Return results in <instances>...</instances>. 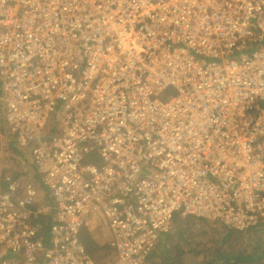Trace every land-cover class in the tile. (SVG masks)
<instances>
[{
  "label": "built area",
  "instance_id": "1",
  "mask_svg": "<svg viewBox=\"0 0 264 264\" xmlns=\"http://www.w3.org/2000/svg\"><path fill=\"white\" fill-rule=\"evenodd\" d=\"M0 83L36 171L0 176V264H97L91 212L114 264L177 213L264 222V0H0Z\"/></svg>",
  "mask_w": 264,
  "mask_h": 264
},
{
  "label": "trees",
  "instance_id": "2",
  "mask_svg": "<svg viewBox=\"0 0 264 264\" xmlns=\"http://www.w3.org/2000/svg\"><path fill=\"white\" fill-rule=\"evenodd\" d=\"M56 132L55 126L45 139ZM11 142L19 153H28V147H21L14 140ZM5 184V180L0 179V187ZM43 187L46 186L40 179L41 199L50 202L52 198L49 193H41ZM174 219L173 228L161 235V240L148 256L149 264H264V222L242 231L224 225L222 221L216 223L219 220L194 215L180 213ZM36 223L43 226L48 238L51 214L41 213ZM201 224L203 226L200 228Z\"/></svg>",
  "mask_w": 264,
  "mask_h": 264
},
{
  "label": "rangeland",
  "instance_id": "3",
  "mask_svg": "<svg viewBox=\"0 0 264 264\" xmlns=\"http://www.w3.org/2000/svg\"><path fill=\"white\" fill-rule=\"evenodd\" d=\"M168 96V94H164L162 98L168 99ZM6 109L5 103L0 100V176L3 171H11L14 173L20 172L18 174H21L25 180L32 179L35 177L36 171L33 165L31 149L28 147V153L25 155L22 151V153L16 151L14 144L11 142V140L16 142V139L12 134H10L6 124ZM44 192L46 194L49 192L46 187L41 189V193ZM176 216H179V213H177ZM100 218L102 217L99 214L91 212L88 215L87 223L84 225L80 237L82 242L89 247L91 252L96 253L99 256L98 264H113L115 261V253L110 247H108V243L111 238V235L109 236L110 228L105 223V220ZM219 222L221 223V221L216 223ZM202 226L203 224H201L200 228ZM163 235L164 234H162V236Z\"/></svg>",
  "mask_w": 264,
  "mask_h": 264
},
{
  "label": "crops",
  "instance_id": "4",
  "mask_svg": "<svg viewBox=\"0 0 264 264\" xmlns=\"http://www.w3.org/2000/svg\"><path fill=\"white\" fill-rule=\"evenodd\" d=\"M49 193V192H48ZM100 219H102V218H100ZM109 230V229H108ZM111 234H110V231H109V236H110ZM108 247H110L109 246V243H108ZM87 248H88V250L91 252V250L89 249V247L87 246ZM91 254L94 256V258H95V260H96V263L98 264V262H99V256L96 254V253H92L91 252ZM114 264V263H113Z\"/></svg>",
  "mask_w": 264,
  "mask_h": 264
},
{
  "label": "bare ground",
  "instance_id": "5",
  "mask_svg": "<svg viewBox=\"0 0 264 264\" xmlns=\"http://www.w3.org/2000/svg\"><path fill=\"white\" fill-rule=\"evenodd\" d=\"M1 86H2V85H1V83H0V94H2V93H1V92H2V88H1Z\"/></svg>",
  "mask_w": 264,
  "mask_h": 264
}]
</instances>
